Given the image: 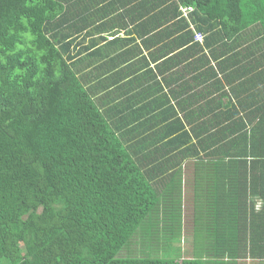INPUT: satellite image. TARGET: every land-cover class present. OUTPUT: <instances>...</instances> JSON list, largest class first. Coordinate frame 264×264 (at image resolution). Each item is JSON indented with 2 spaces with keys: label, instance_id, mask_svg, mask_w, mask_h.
Returning a JSON list of instances; mask_svg holds the SVG:
<instances>
[{
  "label": "trees",
  "instance_id": "1",
  "mask_svg": "<svg viewBox=\"0 0 264 264\" xmlns=\"http://www.w3.org/2000/svg\"><path fill=\"white\" fill-rule=\"evenodd\" d=\"M0 264H264V0H0Z\"/></svg>",
  "mask_w": 264,
  "mask_h": 264
},
{
  "label": "rangeland",
  "instance_id": "2",
  "mask_svg": "<svg viewBox=\"0 0 264 264\" xmlns=\"http://www.w3.org/2000/svg\"><path fill=\"white\" fill-rule=\"evenodd\" d=\"M183 229L184 230H190V228L187 226V222H185V221H184ZM174 245L182 247L184 251H185L186 247L189 246V244H187V241L185 239H182L181 241L175 243ZM144 249L145 248H144V244L142 242L141 234H139L138 236H136L134 238V240L131 242L129 247L126 248V253H124L123 255L139 254L141 251H144Z\"/></svg>",
  "mask_w": 264,
  "mask_h": 264
},
{
  "label": "crops",
  "instance_id": "3",
  "mask_svg": "<svg viewBox=\"0 0 264 264\" xmlns=\"http://www.w3.org/2000/svg\"><path fill=\"white\" fill-rule=\"evenodd\" d=\"M184 59L185 60H181L182 63H181V65L178 68H181V69H183V68L190 69L189 66H187V64H188L187 60H189V59L186 60V57L185 56H184ZM142 84L143 85H147V83H143V82H142Z\"/></svg>",
  "mask_w": 264,
  "mask_h": 264
},
{
  "label": "built area",
  "instance_id": "4",
  "mask_svg": "<svg viewBox=\"0 0 264 264\" xmlns=\"http://www.w3.org/2000/svg\"><path fill=\"white\" fill-rule=\"evenodd\" d=\"M183 11H184V15L186 16V12H185L186 10L184 9ZM194 39H195L197 42H202V39H203V38H202V35H201V34L196 33Z\"/></svg>",
  "mask_w": 264,
  "mask_h": 264
},
{
  "label": "clouds",
  "instance_id": "5",
  "mask_svg": "<svg viewBox=\"0 0 264 264\" xmlns=\"http://www.w3.org/2000/svg\"><path fill=\"white\" fill-rule=\"evenodd\" d=\"M200 34V33H199ZM203 40V39H202ZM196 41V40H195ZM197 42V41H196ZM199 43H202V42H199Z\"/></svg>",
  "mask_w": 264,
  "mask_h": 264
}]
</instances>
